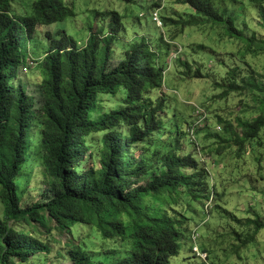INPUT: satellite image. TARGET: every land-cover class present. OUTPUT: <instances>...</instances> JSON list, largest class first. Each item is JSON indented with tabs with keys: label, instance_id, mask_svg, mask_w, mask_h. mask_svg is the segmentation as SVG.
Here are the masks:
<instances>
[{
	"label": "trees",
	"instance_id": "16d2710c",
	"mask_svg": "<svg viewBox=\"0 0 264 264\" xmlns=\"http://www.w3.org/2000/svg\"><path fill=\"white\" fill-rule=\"evenodd\" d=\"M178 1L189 5L220 36L244 37L242 57L250 50L264 54V37L258 38L256 33L245 36L237 18L214 0ZM250 1L264 20V0ZM12 8L13 0H0V198L4 204L0 264L26 263L48 253L44 241L15 225L27 222L46 228L49 221L66 234L72 235V226L80 223L96 228L104 239L118 240L124 250L114 251L116 255L107 264H170L180 251L183 224L190 220L184 197L214 198L217 187L205 157L185 152L179 137L171 140L174 136L170 134L163 139L160 134L167 102L161 93L166 70L161 54L142 37L130 43L121 59L112 64L113 43L123 27V15L116 10L109 11L111 30L102 36L90 31L87 40L78 43L64 32L61 38H52L42 60L39 115L33 97L19 80V71L25 72V54L37 28L63 21L75 11L66 0H34L32 13L24 17L14 14ZM160 17L164 26L187 28L202 23ZM177 59L186 73L203 77L199 67L193 69L188 61ZM243 60V67L228 69L216 85L223 89L220 97L251 93L259 112L251 118L238 115L236 124L218 116L227 135L216 130L210 134L221 141L215 149L218 155L224 151L223 143L230 141L241 155L254 141L260 143L264 133V74L250 67L245 71L249 65ZM121 89L123 96L118 94ZM155 91L159 94H153ZM102 95L119 96L121 101L109 110L101 106L96 115ZM37 121L41 131L35 141L31 130ZM98 133L100 145L95 151L93 135ZM41 149L48 196L23 207L17 179L27 156L34 158ZM137 150L141 152L137 154ZM216 160L220 163L219 158L213 163ZM147 176L151 179L141 183ZM247 222L254 230L244 237L243 245L255 241L264 228L259 214ZM69 256L72 264H106L94 260L80 245L73 246Z\"/></svg>",
	"mask_w": 264,
	"mask_h": 264
},
{
	"label": "rangeland",
	"instance_id": "374dc122",
	"mask_svg": "<svg viewBox=\"0 0 264 264\" xmlns=\"http://www.w3.org/2000/svg\"><path fill=\"white\" fill-rule=\"evenodd\" d=\"M33 1L13 0V13L20 17L30 15ZM66 1L74 8L75 14L63 21L37 28L31 37L30 49L25 55L26 59L34 57L38 63L29 71H25L26 73L21 69L19 71V80L33 97L39 115L42 96L38 84L44 76L42 60L51 46L52 38L59 39L66 32L80 43L87 40L90 31L102 36L111 30L112 14L109 11H118L123 15V27L113 43L115 51L112 53L111 63L116 64L128 45L142 37L149 40L153 49L161 54L160 60L166 69L161 93H164L167 99L165 112L161 115L160 134L164 136L163 139L165 136L169 139L168 135L173 134L171 140L179 137L185 152L200 153L197 145L191 142L192 137L187 128L197 118L196 106L205 107L208 113L206 127L197 131V139L206 164L214 175L217 194H214V198L208 197L202 201L184 197L185 211L190 220L187 219L183 224L185 231L180 251L171 259L170 264H264V228L257 233L255 241L247 245L242 243L244 237L254 230V227L248 225L247 219L254 218L257 214L264 218V133L261 134L260 143L254 141L252 147L248 145L241 155H238V146L233 141L224 142V151L218 155L215 149L221 141L210 135L215 132L216 125H224L218 120V116L230 119L236 124L238 115L249 118L258 115L259 104L251 93L235 92L227 97H220L223 89L219 88L216 82L221 80L228 69L237 65L243 67L245 64L241 61L242 58L249 65L245 71H249L250 67L264 74V54L250 50L242 57L241 52H244L246 47L244 37L231 39L220 36L217 29L204 23L203 18L196 15L189 5L178 0ZM214 1L217 6L237 18V25L243 29L245 36L256 33L258 38L264 37V20L257 6L250 0ZM156 9L161 16L180 20H202V23L187 28L178 24L161 27L153 20L152 12ZM199 44H203V47ZM179 49V58L188 61L193 69L199 67L203 77H193L192 74L186 73V67L180 65L178 59L171 61L172 53ZM118 94L123 96L124 90L121 89ZM153 94H159V91ZM119 96L102 95L101 105L95 114H99L101 106L105 110L118 106L121 101ZM40 129L41 124L37 121L31 130L33 140L40 139ZM224 131L222 129L220 134L226 137ZM100 136L99 133L93 135L95 151L100 145ZM36 151L34 158L27 156L22 173L17 179L23 207L43 201L48 196L43 150ZM140 152L141 150H137V154ZM218 158L220 163L217 160L216 164L213 163ZM150 179L151 177L147 176L140 181L144 184ZM217 204H221L222 208H218ZM3 211L4 204L0 198L1 216ZM15 227L40 238L49 246V252L40 254L26 263L14 260L13 264H72L69 252L75 245H80L94 260L107 264L116 255L114 251L124 250L118 240L104 239L96 228L85 224H74L72 235L55 229L53 221L47 222L46 228L27 222L16 224ZM194 232L198 234L196 239ZM196 244L206 254L205 257H200L193 250Z\"/></svg>",
	"mask_w": 264,
	"mask_h": 264
},
{
	"label": "built area",
	"instance_id": "2783aa9c",
	"mask_svg": "<svg viewBox=\"0 0 264 264\" xmlns=\"http://www.w3.org/2000/svg\"><path fill=\"white\" fill-rule=\"evenodd\" d=\"M152 16H153V20L156 22V24L158 26H164L162 20H161V17H160V14H159V10L156 9L152 12ZM177 45V44H176ZM181 49L179 50H176L175 52L172 53V56H171V61L174 60V59H177L180 55V52ZM36 64V60L34 57H28L26 59V65L24 66V70L25 71H28V69L35 65ZM171 65V64H170ZM196 119L195 121L189 126L188 128V132L189 134L191 135L193 141H195L199 151L201 150L202 152V149H201V146L199 145L198 143V139H197V129H201V128H204L205 127V123L207 122L208 120V113H207V109L205 107H202V106H196ZM204 126V127H203ZM215 130L216 131H221L222 130V126L220 124L216 125L215 126ZM198 153L202 158H204V155L203 153ZM194 239L197 238V233L194 232ZM194 251H196V253L201 257H205V253L201 251V249L199 248V246L196 244L193 248Z\"/></svg>",
	"mask_w": 264,
	"mask_h": 264
}]
</instances>
